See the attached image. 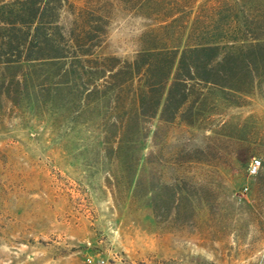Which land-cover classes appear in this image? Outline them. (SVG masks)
Here are the masks:
<instances>
[{
    "label": "rangeland",
    "instance_id": "1",
    "mask_svg": "<svg viewBox=\"0 0 264 264\" xmlns=\"http://www.w3.org/2000/svg\"><path fill=\"white\" fill-rule=\"evenodd\" d=\"M61 24L78 9L107 17L99 53L131 59L157 28L123 0H62ZM202 2V0H199ZM5 106L0 112V264H264V93L218 106L194 127L146 121L143 165L153 183L186 191L187 225L105 186L101 137L90 126ZM260 160L256 175L248 173ZM90 259V263L87 262Z\"/></svg>",
    "mask_w": 264,
    "mask_h": 264
},
{
    "label": "trees",
    "instance_id": "2",
    "mask_svg": "<svg viewBox=\"0 0 264 264\" xmlns=\"http://www.w3.org/2000/svg\"><path fill=\"white\" fill-rule=\"evenodd\" d=\"M157 28L134 56L99 53L108 21L84 6L70 28L62 0H0V112L5 106L56 120L57 131L90 126L112 197L130 195L187 225L186 191L153 183L140 164L146 121L194 127L218 106L240 107L264 93V0H123Z\"/></svg>",
    "mask_w": 264,
    "mask_h": 264
},
{
    "label": "built area",
    "instance_id": "3",
    "mask_svg": "<svg viewBox=\"0 0 264 264\" xmlns=\"http://www.w3.org/2000/svg\"><path fill=\"white\" fill-rule=\"evenodd\" d=\"M260 166H261L260 160L253 159L250 162L249 167H248L249 175H251V176L256 175L258 173V171H259ZM87 262L90 263V259H87ZM98 264H103V262L101 261Z\"/></svg>",
    "mask_w": 264,
    "mask_h": 264
}]
</instances>
